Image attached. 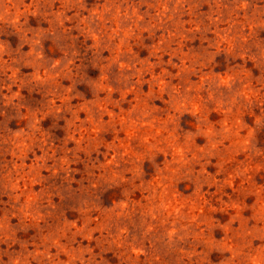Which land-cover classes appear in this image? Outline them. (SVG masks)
I'll use <instances>...</instances> for the list:
<instances>
[{
    "label": "rangeland",
    "instance_id": "1",
    "mask_svg": "<svg viewBox=\"0 0 264 264\" xmlns=\"http://www.w3.org/2000/svg\"><path fill=\"white\" fill-rule=\"evenodd\" d=\"M41 2L0 0V249L31 252L30 264H264V28L242 12L227 35V23L204 31L183 10L168 18L176 0H107L117 15L103 20L85 17L106 0L71 10ZM249 3L250 16L257 0ZM211 51L192 83L240 78L215 92L222 103L205 105L206 122L196 102L169 111L181 79L161 73L177 76ZM77 109L79 132L68 126ZM32 124L39 131L21 161L10 137L32 134ZM65 142L67 156L55 151ZM141 143L140 179L88 192L117 151L139 153ZM78 146L86 151L76 159Z\"/></svg>",
    "mask_w": 264,
    "mask_h": 264
},
{
    "label": "clouds",
    "instance_id": "2",
    "mask_svg": "<svg viewBox=\"0 0 264 264\" xmlns=\"http://www.w3.org/2000/svg\"><path fill=\"white\" fill-rule=\"evenodd\" d=\"M244 7L242 8V0H233L232 4L229 6L227 4L223 3V0H176L175 6L171 9V15H169V19L172 18L179 10H183L180 12L181 15H190V16H196L200 18L199 24L203 25L205 22L207 26L203 29L204 31H216L217 34H220L221 24H229L228 29L224 30V34L227 35L228 32L232 31V28L235 26L236 23V17L240 16V14L244 13V19L246 21V24L250 23L253 28L255 27H262L264 28V0H257V6L253 8V11L251 12V15L245 11V8L253 7L249 0H243ZM205 5L208 7V11H200ZM37 8H51V3L49 0H42L41 3L36 5ZM116 6L113 4H110L106 2L99 7V11L95 13H91L89 17H85V19H91L93 16L96 18V20H103L105 16L108 15H117V13H113V9ZM163 7V6H161ZM73 8L76 9H83L84 5L82 3V0H66V2L62 5V9L64 10H71ZM52 15H57L56 13H49ZM80 13L77 12L76 15H79ZM59 16H63V11H61ZM161 17H163L164 13H160ZM65 19H68V17H64ZM182 27V25H181ZM195 30V28L193 29ZM210 47H215V45H210ZM207 51V50H206ZM217 55V52L211 51L208 52L207 56L200 57V58H191L189 57V67L187 69H181V73H178L177 76H172L171 73L162 72L161 75L169 80L171 79H181V84L172 88V93H174L172 108L169 109V111L174 110L175 112L183 113L185 111H188V108L183 107L185 103L191 104L193 102L199 103L201 105V119L202 122H206L207 119V113L208 109L205 107L206 104L216 105L219 103H222L221 100L217 99L215 96V92L219 91L220 89H231L232 84L236 82L237 79L240 78V75L238 74H232L229 73L230 79H221V78H213L211 81L208 77L205 78V81L192 83L187 77L191 75H197V73L202 72V70L211 63L212 59ZM238 55L242 57H246L247 59H256V57L249 56L248 50L244 49L242 52L238 53ZM259 61L260 63L264 64V47H261L259 49ZM33 64L36 63V61H32ZM70 63V61H69ZM161 63L160 58L157 56L156 58V66H159ZM170 63V61H169ZM174 67V65H173ZM65 68H67V65H65ZM186 73V75H185ZM245 77H247V73H243ZM13 79V78H10ZM47 79V77H46ZM205 84H214V89L212 86L205 87ZM258 84L260 85V88L257 89V92L261 89H264V74H262L260 80L258 81ZM215 90V91H214ZM64 93L67 94L69 89H63ZM203 91L207 93L206 99L200 98V92ZM191 93H195V95H192ZM222 95V93H221ZM238 96L244 97L246 95H252L255 96V92H249L244 93L240 92L237 93ZM59 98V97H57ZM264 103V101H261ZM230 104L235 103V97L232 101H229ZM251 103V101H249ZM68 111H72L71 108L67 109ZM80 109H77L75 112L72 113V120L69 121V128L75 129V132L81 131L80 125L77 124V112ZM229 111H231V108H229ZM151 113L144 112L142 113V116H150ZM178 119V117H176ZM138 122V121H137ZM87 123V121L80 122V124ZM259 123V121H257ZM33 130L32 134L20 132L17 133L16 136H18L20 139L17 140L15 138L10 137L12 142L16 145L17 149H19L20 152V159L21 161L24 159V152L26 151L24 146V141H32L35 137V133L39 131L36 124H32L30 126ZM123 130V129H121ZM200 133H197V135ZM71 137H69L70 139ZM95 137L89 138V143L93 141ZM127 143V140L125 141ZM148 145H144L141 143L140 145V152H132L131 150L127 152H120L117 151V159L113 160L112 168H108L105 166V173H102L99 177H96L94 180H89L88 184V192L91 195L95 194L96 188L98 184L104 183H111L113 185L116 184H124V183H134L135 180L140 179V172H139V166L142 163L143 156L147 155ZM95 148H92L91 151H95ZM55 151H63L65 156H67L68 149L66 148V142L64 145H62L60 148L56 149ZM81 151H86V148H80L79 146L72 150V155L79 159L77 153ZM45 156H48V153L45 152ZM49 159H52L51 156H48ZM74 162V161H73ZM59 163V161H57ZM125 165L123 169L120 168V164ZM22 167V164H21ZM131 173V176L128 178V180H125V174ZM6 228V225H5ZM13 244L17 243L15 239H12L11 241ZM22 247H25V245H21ZM11 247V245H9ZM90 251V250H85ZM46 254V252H45ZM28 257H33V253L29 252L27 256H13V254L0 249V264H30ZM76 259H80V257H76ZM56 264H59L57 261ZM81 264H90L89 261L81 260Z\"/></svg>",
    "mask_w": 264,
    "mask_h": 264
}]
</instances>
